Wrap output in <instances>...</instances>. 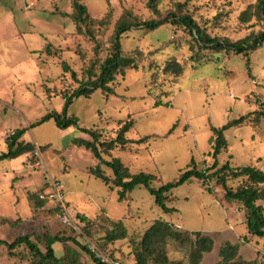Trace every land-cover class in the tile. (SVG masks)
I'll return each mask as SVG.
<instances>
[{
    "label": "rangeland",
    "instance_id": "374dc122",
    "mask_svg": "<svg viewBox=\"0 0 264 264\" xmlns=\"http://www.w3.org/2000/svg\"><path fill=\"white\" fill-rule=\"evenodd\" d=\"M178 1L185 0H162L158 6L161 17L174 9ZM255 2L189 0L186 10L211 36L238 40L250 32L239 24L238 16ZM72 3L73 0H0V154L6 150L7 134L22 127L27 129L26 140L36 147L33 154L0 161V216L15 222L0 224V239L11 242L20 234H30L36 242L35 235L42 238L46 233H59L78 253L80 264L95 263L71 239L89 245L105 262H111L109 258L113 256L132 264L134 243L154 220L163 218L183 231L210 234L213 249L204 254L200 264H213L219 260L223 242L242 241L247 232L243 209L239 204L227 203L220 186L212 185L213 194L196 180L179 186L168 195L167 205L178 209L173 214H164L142 186L128 193L125 201L118 202L117 189L89 172L98 160L71 142L74 137L89 136L75 126L58 128L52 120L30 128L46 113L61 111L62 94L80 86L91 61H101L107 55L114 23L124 13L131 12L142 20L161 18L150 11L147 0H83L94 19L111 12L108 26L94 27L96 40L92 41L77 33L71 17ZM190 40L183 28L170 23L154 31L132 29L121 36L120 44L124 52L142 51L144 60L139 69L116 76L115 95L106 96L97 90L89 97L73 100L69 107L79 126L96 127L104 137H114L120 122L129 116L134 127L127 138L155 135L145 143L128 144L111 152L131 173L154 174V187L176 178L192 158L198 166L212 163L207 155L211 150L212 126L264 110V44L250 54L249 72L245 57L233 52L204 50L198 64L191 63ZM47 45L50 51L45 50ZM172 58L184 66L182 75L164 76L159 79L160 85L151 87L152 67L163 66ZM62 63L76 73V79L62 71ZM156 95L169 102V106L154 107ZM254 117L252 114L244 124L225 131L228 146L219 155V163L230 160L233 166L253 164L264 170V117L253 121ZM173 124L176 128L166 136ZM44 145L49 147L42 152L39 146ZM102 168L111 175L110 170ZM52 178L64 185L62 200L71 217L70 224L63 222L54 210L56 201L46 199L42 206L29 201L31 194L44 195L43 190L50 193L47 181ZM259 203L264 206V202ZM78 214L85 220H80ZM108 219L123 221L127 238L105 244ZM247 241L240 243L239 254L252 259L259 250L255 260L264 264V239ZM38 244L43 249L44 240ZM53 249L57 257L65 256L63 244L55 243ZM166 252L170 260L188 264L186 245L170 244ZM29 260L25 247L11 256L0 245V264H29Z\"/></svg>",
    "mask_w": 264,
    "mask_h": 264
},
{
    "label": "trees",
    "instance_id": "16d2710c",
    "mask_svg": "<svg viewBox=\"0 0 264 264\" xmlns=\"http://www.w3.org/2000/svg\"><path fill=\"white\" fill-rule=\"evenodd\" d=\"M161 1L147 0V6L150 11L159 17L162 15L158 7ZM188 1L176 2V7L169 10L161 18L142 20L131 12L124 13L114 23L111 45L107 55L101 61H91L85 71L86 79L81 82L80 86L71 93L62 94L64 103L61 111L46 113L31 123L30 128L52 120L58 128L66 129L75 126L80 133L89 136V138L74 137L71 142L73 145L88 150L94 159L98 160V163L92 166L89 172L105 185L117 189L118 202L125 201L128 193L132 192L136 187L142 186L153 197L155 205L164 214H173L178 209L167 205L168 200H170L168 195L179 186L196 180L212 194L214 192L212 185L220 186L223 190V199L230 204H239L243 209L247 235L240 242H223L219 249V260L213 264H258L257 259L255 260L256 257L254 259L243 258L239 254V248L240 243L248 240V236L252 240L253 238L264 239V206L259 203L260 201L264 202V170L253 164L233 166L230 160L219 163L218 157L228 146L224 134L225 131L244 124L252 114H255L253 121H258L261 117H264V110L241 115L219 127L212 126L211 150L207 152V155L212 158V163L198 166L192 158L189 166L180 170L176 178L158 187H154L152 184L156 179L154 174L143 171L131 173L129 167L124 165L120 158L111 156V152L116 148L124 149L128 144L145 143L155 137V135H143L137 139L127 138L126 134L134 127V120L129 116L120 122L114 137H104L103 132L96 127L86 128L79 126L78 118L69 111L73 100L79 97H89L97 90H100L106 96L115 95L114 82L116 76H124L126 70L139 69L144 60L142 51L134 49L131 52H124L120 44L121 36L135 28L154 31L166 23L176 25L183 28L191 37L189 43L191 54L188 57L191 63L198 64L200 60L199 54L204 50H208L211 53L233 52L245 57L246 67L250 72L249 56L264 44V0H256L251 7L240 12L238 22L249 29L250 32L238 40H232L227 37H215L208 34L186 10ZM72 8L71 17L77 33L84 34L92 41L96 40L94 27H106L111 22L110 11L101 19L92 18L83 0H73ZM45 50L50 51V46L47 45ZM153 69L149 83L151 87H156L160 85L159 79L164 76L173 78L181 76L184 66L175 58H172L167 60L163 66L156 64L155 67H152ZM62 71L70 73L72 79H76V73L67 64L62 63ZM159 106L168 107L169 102H163L160 96L156 95L154 107ZM175 128L176 124H173L166 136L170 135ZM26 132L27 129L22 127L7 134L4 139L6 150L1 152L0 161L17 159L24 154L36 152L35 145L31 141L26 140ZM48 147L49 145L39 146V149L43 152ZM104 156L111 157L110 159H105ZM102 166L110 170L111 175H108ZM229 182H236L237 184L232 186ZM48 186L49 181H47V188ZM45 191H42L45 198H41V194H31L29 201L42 206L48 195ZM54 207V210L61 217L62 212L59 206L56 204ZM77 216L80 220H85L83 215L78 214ZM6 223L9 225L15 224L7 217L0 216V224ZM107 223L109 228L105 232V244L127 238V228L123 221L108 219ZM81 229L86 230L85 226H82ZM35 238L36 242L30 234H20L11 242L0 239V245L4 246L11 256L15 255L18 248L25 247L30 257L29 264H80L78 253L67 245V238H64L59 233L53 236L46 233L42 238L35 235ZM41 240H44L43 249L38 244ZM71 241L89 255L95 264H108L97 256L89 245L80 244L75 239H71ZM58 242L64 245L66 253L63 257L55 255L53 245ZM175 243L187 246L188 264H200L204 254L209 253L213 249L214 239L210 234L201 231H183L179 226L159 218L154 220L145 229L140 240L134 243L131 256L132 264H182L181 261L168 258L166 247ZM258 253L259 250L257 251V256ZM110 257L111 262L126 264L124 260L113 256Z\"/></svg>",
    "mask_w": 264,
    "mask_h": 264
},
{
    "label": "built area",
    "instance_id": "2783aa9c",
    "mask_svg": "<svg viewBox=\"0 0 264 264\" xmlns=\"http://www.w3.org/2000/svg\"><path fill=\"white\" fill-rule=\"evenodd\" d=\"M49 186H51V192L47 195V200L52 202L56 201V204L59 206L60 211L62 212L61 220L65 223L70 224V216L67 213L66 206L63 203L62 195L64 191V185L60 180L52 178L49 180ZM41 198H45V195H40ZM108 263V262H107ZM108 264H119L118 262H109Z\"/></svg>",
    "mask_w": 264,
    "mask_h": 264
},
{
    "label": "crops",
    "instance_id": "0c3cea01",
    "mask_svg": "<svg viewBox=\"0 0 264 264\" xmlns=\"http://www.w3.org/2000/svg\"><path fill=\"white\" fill-rule=\"evenodd\" d=\"M246 235H247V232H246ZM246 235H245V236H246ZM251 240H252V239H250L249 236H248V241H247V242H249V241H251ZM239 242H240V241H239ZM257 251H258V250H257ZM255 257H257V255H256ZM255 257H254V258H255ZM254 258H252V259H254Z\"/></svg>",
    "mask_w": 264,
    "mask_h": 264
}]
</instances>
